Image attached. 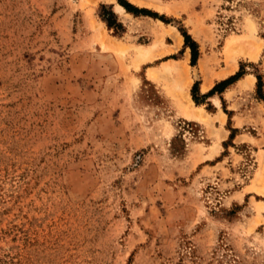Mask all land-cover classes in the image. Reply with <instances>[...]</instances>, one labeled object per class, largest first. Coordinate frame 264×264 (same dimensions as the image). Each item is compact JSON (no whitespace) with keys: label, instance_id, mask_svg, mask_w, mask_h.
Segmentation results:
<instances>
[{"label":"rangeland","instance_id":"1","mask_svg":"<svg viewBox=\"0 0 264 264\" xmlns=\"http://www.w3.org/2000/svg\"><path fill=\"white\" fill-rule=\"evenodd\" d=\"M263 162L264 0H0V264H264Z\"/></svg>","mask_w":264,"mask_h":264},{"label":"trees","instance_id":"2","mask_svg":"<svg viewBox=\"0 0 264 264\" xmlns=\"http://www.w3.org/2000/svg\"><path fill=\"white\" fill-rule=\"evenodd\" d=\"M129 10H131V5L130 4H124ZM138 9V8H136ZM105 21L107 22V24L112 27L115 26L114 22L112 20H110V18H104ZM185 38H186V42H185V46H189L191 48V52H192V64H196L199 55H200V49H199V45L196 41H194L191 37L190 34H188L186 31L184 32ZM241 77V73L238 72L234 75H232L230 78L222 81L220 84L224 85L225 87L228 86L229 84L235 82L236 80H238ZM198 83L196 82V85ZM218 86L219 84H217L211 91H209L205 96L206 98H208L209 96L213 95L215 91L218 90ZM196 98V97H195ZM197 99V98H196Z\"/></svg>","mask_w":264,"mask_h":264},{"label":"bare ground","instance_id":"3","mask_svg":"<svg viewBox=\"0 0 264 264\" xmlns=\"http://www.w3.org/2000/svg\"><path fill=\"white\" fill-rule=\"evenodd\" d=\"M117 10L118 11H120V12H124V7L121 5V4H117ZM104 39H106L105 37H104ZM108 39V38H107ZM107 41V40H106ZM109 41V40H108ZM231 41H233V40H231ZM233 43V42H232ZM118 48V47H117ZM245 48H247V47H245ZM261 48V45L259 44V43H254V44H252V45H250V47L249 48H247V50H244L245 51V53H249L250 55H251V57L252 56H256L257 55V52L259 51V49ZM235 67V64L232 66V68L231 69H233ZM198 108V107H197ZM191 115L192 116H200L201 114L200 113H198V112H195V111H193V110H191ZM202 113V112H201ZM262 177H263V180H264V162H263V170H262ZM263 191H264V188H263Z\"/></svg>","mask_w":264,"mask_h":264},{"label":"crops","instance_id":"4","mask_svg":"<svg viewBox=\"0 0 264 264\" xmlns=\"http://www.w3.org/2000/svg\"><path fill=\"white\" fill-rule=\"evenodd\" d=\"M117 6V5H116ZM124 12L128 14V12L125 11V8H124ZM233 66V65H232ZM232 68V67H231ZM237 69V66H235L233 69H230L229 71H226L224 72V74L222 75V78H225L227 77L228 75L234 73ZM240 80V79H239ZM238 80V81H239ZM213 82H211L210 80L206 81V83L204 84V89H208L210 88V86L212 85Z\"/></svg>","mask_w":264,"mask_h":264}]
</instances>
